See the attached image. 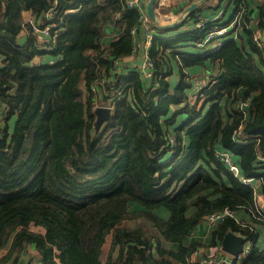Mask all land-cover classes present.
<instances>
[{"label":"trees","instance_id":"16d2710c","mask_svg":"<svg viewBox=\"0 0 264 264\" xmlns=\"http://www.w3.org/2000/svg\"><path fill=\"white\" fill-rule=\"evenodd\" d=\"M233 2L234 14L246 6L239 41L189 42L213 23L188 33L203 4L174 27L151 23L149 78L137 67L144 26L124 0H0V264H17L30 245L40 264H190L202 244L188 241L190 231L212 212L240 208L252 222L226 215L210 243L238 232L252 241L240 264H264L255 241L264 217L239 180L261 174L264 194V48L252 38L254 29L264 35V0L256 20L247 0ZM23 11L56 26L38 40ZM131 56L135 66L123 62ZM206 63L220 72L196 90L189 75ZM107 104L110 117L96 128L94 108ZM137 219L149 224L126 223Z\"/></svg>","mask_w":264,"mask_h":264},{"label":"crops","instance_id":"0c3cea01","mask_svg":"<svg viewBox=\"0 0 264 264\" xmlns=\"http://www.w3.org/2000/svg\"><path fill=\"white\" fill-rule=\"evenodd\" d=\"M143 1L144 0H142V3H143ZM192 1H194V0H192ZM247 1H248V6H247L248 10H249L250 14H252V18L256 20V18L254 16H256V14H257L258 6H259V3L261 0H247ZM146 2H147V0H145L143 3V8H144L145 12H146ZM201 4H203V7L201 9L200 16L210 18L214 22L224 23V22H227L228 20H230L234 16L233 6L235 4H234L233 0H206V1L202 2ZM201 4H199L198 6H200ZM187 5L185 4V0H169L168 4L165 7H162L159 9L155 8V9H156V12L159 15V17H161L164 20L169 21V20H175V18L181 12H183L184 8ZM212 7H215V8H212ZM243 7H246V6H243ZM161 9H162V13L160 11ZM163 9H165V10L163 11ZM195 9H193V10H195ZM30 12L31 11H23V20L24 21H25L26 17L31 14ZM147 18H148V16H147ZM252 21L254 22V20H252ZM252 21L250 22V24L253 23ZM151 23L152 22L148 18V25L151 26ZM250 24H249V22H247L246 23L247 27H251ZM254 24H255V22H254ZM241 26H242V24H241V18H240L238 28L236 30V34L234 35L233 32H230L227 36L232 37V38L234 37L235 39H237L239 41V32H242ZM251 28L253 29V27H251ZM254 30L259 31L260 29L258 28V29H254ZM33 34L35 35V33H33ZM19 35H20L19 41L20 42L24 41V39L26 37V31L23 30ZM166 35H168V34H166ZM36 37L38 40H41L38 38L37 35H36ZM223 40H224V38H223ZM134 58H136V56H131V57L125 58L123 60V62L127 61L130 63V65L135 66V64H137V62L136 61L134 62ZM42 59H43L42 56H40V57L37 56V57H35L34 60H35V62H40ZM118 64L121 65V62L119 61ZM210 65H211V63H206L201 68H195V71H191V68L189 70L186 68L185 72L191 71L192 73L189 76L193 79H195V77H198L199 79H204V80L208 79L209 80V79H212L213 77H215L220 72L218 65L215 66V64H214L213 66L211 65V67H210ZM206 66H208V67H206ZM178 73H179V69L175 65L174 66V77H173V78H175V80L178 77ZM241 104H243V107H244V105L246 103L241 102L239 105H241ZM258 172L260 173L261 170L258 169ZM239 180L242 181L243 183L247 184V185H250L253 188L254 199H255V203H254L255 208H258L260 211H261V209H264V194L262 193L263 184H262L261 174L256 175V176H252V177H248L247 182L243 181L241 179V177H239ZM257 203H259V205H257ZM240 209L231 210V215H229V216L233 217L238 222L242 221V222H248L249 223V219L247 218L246 215L239 214ZM220 220H217L214 223H210L207 220L203 219L202 222H200L196 227H194L190 231L189 236H188V241L195 240V241H200L202 243L201 245L196 246L186 256V260L188 262H190V264L195 263L199 259L205 257L207 254H215L216 259L219 261L218 264L223 263V260L230 261L231 262L230 264H240L242 262L243 258L248 254L252 241L247 239L245 236H243L244 241H243V245H242V251L236 255H233V254L222 249V247H221V239L222 238L220 239V238L215 237V242L210 243V242H212L211 230L214 227V225ZM136 222L144 223L145 221L142 219L127 220L126 221V223L129 225L134 224ZM146 224H149V223H146ZM38 229H41V228L39 227ZM235 233L239 234L238 232H235ZM255 241H256V245H260L261 247L264 248V234H263L262 228H260V233H259V235H257V238L255 239ZM108 244H109V241H108ZM244 251H246V252H244ZM5 253H6V249H1L0 250V258ZM105 254H106V252H105ZM105 254L104 255L101 254V258H104ZM243 254H245V255H243ZM39 257H40V255L38 254V252L35 250V248H33L32 245H30V246H27L25 252H21L20 257H19V261L17 262V264H40Z\"/></svg>","mask_w":264,"mask_h":264},{"label":"built area","instance_id":"2783aa9c","mask_svg":"<svg viewBox=\"0 0 264 264\" xmlns=\"http://www.w3.org/2000/svg\"><path fill=\"white\" fill-rule=\"evenodd\" d=\"M168 1L169 0H155V2L157 3L156 9L165 7L168 4ZM124 2L126 3L128 7L137 8L139 11L141 24L142 26H144L145 33H144V39H143L144 56H143L140 66H137V67L138 68L140 67V73L142 77L150 78L152 75V70H151L152 64H151V59L148 56V47L151 45V40L155 32L152 29V26L148 25V18L143 8L142 0H124ZM54 12L55 11L53 9L47 10L45 13L46 19L50 20L53 17ZM242 12H243V6L241 5V8L234 14V16L230 20L224 23L214 22L212 19L204 17V16L198 17L197 19L193 21L192 25H190L188 29L189 30L188 33H191L193 29L200 30V29L205 28L206 23L208 21L213 22V23H211V26L208 29H206L204 35L201 38H198L195 41H189V42L192 43L194 47L205 48V49H207L210 44H221L223 41V38L227 34H229L230 32H233L234 35L236 34V30L238 28L239 19L242 15ZM25 22L31 24V29L41 40H43V38L47 34H49L50 28L56 26L55 22H50V23L44 24L42 27H39L35 23L33 18L31 17V15L26 17ZM132 32H134V28H132ZM252 38L258 47L264 48V35L260 30L259 31L254 30ZM137 48H138V44L134 43L133 49L137 50ZM115 64H118V62L115 61ZM192 83L196 90H201L203 87L207 86V84L209 83V80L203 79L201 81H195V79L192 78ZM118 93H120V90H118ZM242 106L243 104L240 105V108H242ZM215 155L218 158H220L223 162L228 164L229 169H231L234 174H237L238 166L231 161L229 154H227L226 152L217 151ZM242 180L247 182L248 178L243 177ZM256 210L259 213L261 218L264 217V215L259 212L258 208H256ZM226 215H231V211L228 209H223L221 211L212 212L206 215L205 220H207L210 223H214L217 220L222 219ZM215 256H216L215 254H207L205 257L196 261L195 264H218L219 261L216 259ZM223 263L230 264L231 262L228 260H223Z\"/></svg>","mask_w":264,"mask_h":264},{"label":"water","instance_id":"95a60500","mask_svg":"<svg viewBox=\"0 0 264 264\" xmlns=\"http://www.w3.org/2000/svg\"><path fill=\"white\" fill-rule=\"evenodd\" d=\"M206 0H194L190 2L176 18L175 20H164L156 12V9L154 8L155 0H147L146 2V14L149 18V20L159 26V27H174L181 22L185 15L195 9L199 4L204 2ZM94 113L96 114L95 119V127L99 128L100 124L107 120L110 117L111 113V107L108 105H97L94 108ZM244 237L241 234H236L233 231L226 232L222 239H221V247L223 250L236 255L239 252L242 251V245H243Z\"/></svg>","mask_w":264,"mask_h":264},{"label":"rangeland","instance_id":"374dc122","mask_svg":"<svg viewBox=\"0 0 264 264\" xmlns=\"http://www.w3.org/2000/svg\"><path fill=\"white\" fill-rule=\"evenodd\" d=\"M144 1H145V0H144ZM242 13H243V12H242ZM170 33H172V34H177V33H178V28L171 30ZM177 68H178V67H177ZM201 80H203V79H199L198 77H195V81H201ZM175 81H176L175 78H173V82H175ZM191 99H192V97H191ZM191 102H192V101H191ZM107 105H108V104H107ZM108 106H110V104H109ZM173 107H174L175 109H178V108H179V106H177V105H175V106H173ZM257 205H259V203H257ZM259 212H260L261 214H263L260 210H259ZM239 214L246 215L247 218L249 219V222H252L251 214H250L248 211H246L245 209L241 208V209L239 210ZM239 214H238V215H239ZM263 215H264V214H263ZM31 228L34 229V230H37V229L39 228V226L31 225ZM108 241H109V236L106 238L105 243H103V245H102V247H101V254H102V255H104L105 252L107 251V248H108V246H109Z\"/></svg>","mask_w":264,"mask_h":264}]
</instances>
